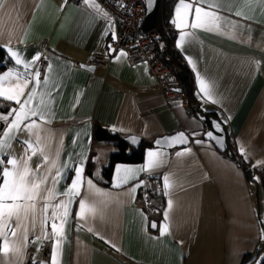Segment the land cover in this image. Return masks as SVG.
Masks as SVG:
<instances>
[{"label": "crops", "instance_id": "0c3cea01", "mask_svg": "<svg viewBox=\"0 0 264 264\" xmlns=\"http://www.w3.org/2000/svg\"><path fill=\"white\" fill-rule=\"evenodd\" d=\"M184 2L193 5V16L181 9L187 26L177 29L172 24L176 28L173 43L193 73L194 95L203 110L217 114L228 140L243 159L251 166L261 165L264 163V0ZM0 3L4 5L0 8V43L10 46L26 61L36 53L48 57L31 106L41 100L46 105V120L36 118L41 124L38 147L44 149L50 161L56 162V168L44 162L39 151L32 156L30 167L35 171L39 165V175L49 168L52 175L57 168L62 171L55 186L58 193H63L70 184L76 166L83 169L80 196L68 205L69 215L57 248V264H239L245 253H251L247 263L256 264L259 254L264 253V193L259 176L255 174L256 179L247 180L241 165L203 136L206 125L188 108L185 93L182 100L165 101L145 61L131 64L125 55L115 58L122 49H116L105 66L86 67L88 53L108 51L112 30L85 3L77 5L69 0H0ZM179 3L180 0H175L172 4L170 22ZM195 6L222 16L220 27L210 30L206 24L192 28ZM236 11L247 18L234 15ZM181 31L188 35L178 44ZM13 67L24 71L15 62L8 68ZM6 69L0 70V74ZM200 80L205 82L207 94L201 92ZM33 86L30 84L29 90ZM0 106L4 107L0 113L18 107L2 99ZM95 121L110 129L136 134L139 139L145 137L151 144L145 146L138 161H115L105 177L101 167L114 146L92 147ZM176 129L188 133L186 144L172 147L152 144L154 136ZM193 132L198 135L193 137ZM30 138L35 139L27 131H21L11 141L8 155L21 158L26 148L21 141ZM197 140L201 142L196 143ZM148 150L160 153V166L138 172L137 179L114 187L118 183L116 169L141 168L147 163ZM178 152L184 154L178 156ZM4 158L7 160L8 156ZM88 158L94 162L92 173L86 169ZM258 161L262 163L257 164ZM143 174L161 181L160 191L152 196L158 208L155 213H149L142 205L141 187L131 191L139 181H145ZM164 177L170 184L167 196ZM88 179L102 193L90 189ZM155 194L160 195V203ZM82 198L86 211L78 219ZM61 199L67 198L58 195L53 203ZM169 199L173 201L167 221L169 231L161 236L158 229L150 226V221L158 225L165 222L163 213ZM39 207H42L40 202ZM57 224L60 225L59 220ZM41 231L39 222L35 233L30 231L22 264L40 261L51 264L57 237L34 242V236L41 235ZM46 231L51 233L50 223ZM12 240L9 235L10 245ZM2 244L0 238V247ZM10 262L15 264V257L0 252V264Z\"/></svg>", "mask_w": 264, "mask_h": 264}, {"label": "snow or ice", "instance_id": "6c2138e0", "mask_svg": "<svg viewBox=\"0 0 264 264\" xmlns=\"http://www.w3.org/2000/svg\"><path fill=\"white\" fill-rule=\"evenodd\" d=\"M85 4H89V0H84ZM92 7L99 8L98 4L92 3ZM4 7L0 3V8ZM192 4L185 3L184 0H180L179 5L175 9V18L171 21L177 29H181L185 25L184 18L181 14V9L184 10V14L193 16ZM203 14V15H202ZM107 16V13H104ZM234 15L243 17L242 12L236 11ZM247 18V17H243ZM224 18L218 15L214 11H205L200 6L194 7V22L191 24L192 28L204 27L206 24L211 28H219L220 21ZM233 27L235 26L234 22ZM113 40H115V33H109ZM188 33L181 31L179 35L178 44L182 43ZM108 48V55L113 56L117 50L113 49L111 45L106 46ZM0 48H5L11 58L14 59L15 65H22L24 71H20L17 68H7L2 74H0V99L4 101L13 102L18 107L8 108L6 113H0V123L4 124L2 129V136H0V238H3L2 247L0 252L5 255L9 253L15 257V264H22V258L24 255V249L27 247L29 241V233H35L37 223L39 222L41 227V235L34 236V242H39L42 238L57 237L55 243L57 247H54L51 255V264H57V248L62 237L63 225L67 222L69 215L68 205L73 203L75 197L80 196L79 189L82 187L83 169L80 166L74 168L75 176L71 180L70 184L63 193L56 191V185L59 183L63 173L58 168L55 174L52 175V170L49 168L43 175L38 174L39 165L37 170H33L30 167V161L32 156L37 152L42 156V159L46 163H51L52 168H56V162L50 161L47 154L44 153L42 147H38L41 144V124L37 122L46 120L44 109L46 105L43 100L35 106H31L34 98L37 96V88L41 86V70L37 66V62L42 58L47 60L48 57L43 56L42 53H36L30 61H26L21 58L17 51H13L10 46L0 45ZM126 55L123 50H119V55L115 58L119 59L121 56ZM51 65H49V70ZM34 69V70H33ZM43 83H48V78L45 76ZM34 84L29 90V85ZM201 92L207 94V87L203 80H200ZM178 91V90H177ZM24 98L23 101L21 98ZM213 129L216 131H222L219 124H215ZM214 130H210L206 133L207 137L214 139ZM21 131H27L30 136H34V141L22 140L21 143L26 145L25 152L21 158L15 156H9L7 149L11 147V141L18 138V134ZM198 133L193 132L192 136L195 137ZM165 143L172 145H184L187 143V137L184 132H180L171 136V138H164ZM196 143L201 141L197 140ZM155 143L159 145L161 140H156ZM185 151H188L185 149ZM31 152V155H29ZM241 154H244L243 147L240 148ZM184 152H178L177 155H183ZM58 155V153H57ZM5 156H8L5 160ZM262 162H257L260 164ZM161 164L160 153L156 150L147 151V163L139 169L120 166L116 169L118 183L114 187H121L127 184L130 180L138 178L137 173L146 170H152L159 167ZM66 167V166H65ZM164 180V194L168 195V189L170 184L167 177ZM50 181V183H49ZM143 181H139L131 189L135 192L138 188L142 187ZM88 187L95 188L92 179L87 180ZM96 193H102L103 190L95 188ZM66 197L67 199H61L59 203H53L57 196ZM38 202L42 203V207L38 208ZM173 207V201L169 199L167 201V210L163 213L165 222L162 225H158L156 222H152L150 226L159 230L160 235L163 236L169 231L168 217L169 211ZM49 209L51 214L49 215ZM89 211L94 209L89 208ZM86 211L85 199L79 200V213L77 218L82 219ZM57 220L60 221L58 226ZM50 223L51 233L46 231V226ZM79 227V225H78ZM17 230H20L19 232ZM91 231V229H89ZM9 235L13 238L11 245L9 244ZM22 237V238H21ZM183 244V241H179ZM115 247V245H113ZM11 264V262H10ZM34 264H45V262H34ZM259 264H264V259L259 261Z\"/></svg>", "mask_w": 264, "mask_h": 264}, {"label": "built area", "instance_id": "2783aa9c", "mask_svg": "<svg viewBox=\"0 0 264 264\" xmlns=\"http://www.w3.org/2000/svg\"><path fill=\"white\" fill-rule=\"evenodd\" d=\"M77 5L84 4V0H69ZM98 4L100 7H92L91 4ZM86 6L99 18L110 24L112 33H115V40H111L113 49H122L126 60L133 64L138 61H145L147 71L154 77L159 91L165 101L182 100L184 92L180 88L179 75L172 71L169 66L154 53L156 47V34L153 28L141 30L140 24L145 14V0H91ZM107 13V16L104 13ZM157 47L160 50L166 49V44L159 41ZM108 51H93L88 53L86 62L93 66H105L109 60ZM48 61L43 58L37 62L41 73L45 70ZM178 90V91H177ZM3 123H0V134ZM144 178L141 187L142 205L149 213H155L157 206L152 202L154 193L160 191L161 181L155 176Z\"/></svg>", "mask_w": 264, "mask_h": 264}, {"label": "trees", "instance_id": "16d2710c", "mask_svg": "<svg viewBox=\"0 0 264 264\" xmlns=\"http://www.w3.org/2000/svg\"><path fill=\"white\" fill-rule=\"evenodd\" d=\"M174 1L175 0H159L158 10L155 16V25L153 27V30L156 34V47L154 49V53L157 57L162 59L172 71L176 72L177 74L179 70L183 72V78L179 76L180 88L185 93L186 104L193 113L197 114V112H208L213 115H217L214 111L203 110L200 107L193 92V73L191 72V69L189 68L187 63L184 61L183 56L181 55L179 50L174 46L173 41L176 34V28L169 20V14L171 12V7ZM159 41L166 44L165 50H160L157 47V43ZM0 45L3 44L0 43ZM13 65L14 62L8 55L5 48H0V70L12 67ZM0 108L4 107L0 106ZM91 134V143L94 149L108 143L114 146V149L111 150L108 154V160L106 164L101 167V172L105 177L109 176L111 168L115 161H138L143 156V150L145 146L151 144V141L149 139L141 137L138 144L136 146H133L126 138V135L128 133L110 129L109 127L103 125L98 121H95L93 123ZM226 143V148L224 149L225 154L241 165L245 178L247 180L254 179L255 174H257L259 176L258 181L261 185L262 193H264V163L258 166H251L247 161L243 159L236 148L228 140L227 134ZM93 165L94 162L90 158H88L86 169L89 173H92L91 168L93 167ZM154 197H158L159 200L157 202H161L162 199L160 195L158 196V194H155ZM250 255L251 253H245L242 256L239 264H248L247 260L249 259ZM261 259H264V256Z\"/></svg>", "mask_w": 264, "mask_h": 264}, {"label": "water", "instance_id": "95a60500", "mask_svg": "<svg viewBox=\"0 0 264 264\" xmlns=\"http://www.w3.org/2000/svg\"><path fill=\"white\" fill-rule=\"evenodd\" d=\"M158 5H159V0H145V14L142 18L141 24H140V29L141 30H148L150 28H153L155 25V16L158 10ZM86 67H89L91 69H94L95 66L86 63L84 64ZM178 74L181 78H183V72L181 70L178 71ZM198 117H200L202 119V121L205 123L206 128L203 131V136L205 138H208L206 133L210 130H214L213 126L215 124H219L220 128L222 129V131H216L214 130V139H210L214 145L220 149V150H224L226 148V130L225 127L223 125V122L219 119V117L217 115H213L211 113L208 112H197ZM180 132H184L186 134L187 137V142L189 141V135L188 133L183 130V129H176L174 131L171 132H165L159 135H156L153 137L152 139V144L157 145L155 143L156 140H161V143L159 144L160 146H164V147H172V146H176V145H172L170 143H165L164 142V138H171V136L178 134ZM127 140L129 141V143L133 146H136L139 142V136L136 134H132L129 133L126 135ZM152 222H156L154 220L150 221V224Z\"/></svg>", "mask_w": 264, "mask_h": 264}, {"label": "rangeland", "instance_id": "374dc122", "mask_svg": "<svg viewBox=\"0 0 264 264\" xmlns=\"http://www.w3.org/2000/svg\"><path fill=\"white\" fill-rule=\"evenodd\" d=\"M105 146H108V147H109L110 144H109V143H108V144H105L103 147H105ZM263 255H264L263 252H261V253L259 254L258 258L255 260V263H256V264H259V263H258V259H260Z\"/></svg>", "mask_w": 264, "mask_h": 264}]
</instances>
